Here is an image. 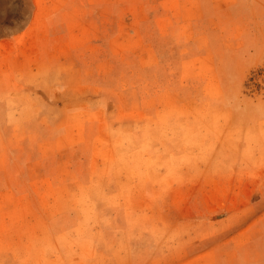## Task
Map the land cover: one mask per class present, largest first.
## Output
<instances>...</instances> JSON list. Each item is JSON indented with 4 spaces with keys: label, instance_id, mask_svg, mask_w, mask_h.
Listing matches in <instances>:
<instances>
[{
    "label": "rangeland",
    "instance_id": "obj_1",
    "mask_svg": "<svg viewBox=\"0 0 264 264\" xmlns=\"http://www.w3.org/2000/svg\"><path fill=\"white\" fill-rule=\"evenodd\" d=\"M0 264H264V0H0Z\"/></svg>",
    "mask_w": 264,
    "mask_h": 264
}]
</instances>
